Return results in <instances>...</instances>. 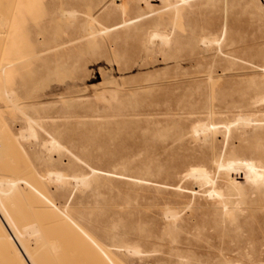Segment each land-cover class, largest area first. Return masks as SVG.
I'll return each mask as SVG.
<instances>
[{
    "label": "rangeland",
    "instance_id": "rangeland-1",
    "mask_svg": "<svg viewBox=\"0 0 264 264\" xmlns=\"http://www.w3.org/2000/svg\"><path fill=\"white\" fill-rule=\"evenodd\" d=\"M2 1L29 218L57 207L125 264H264V0Z\"/></svg>",
    "mask_w": 264,
    "mask_h": 264
},
{
    "label": "bare ground",
    "instance_id": "bare-ground-1",
    "mask_svg": "<svg viewBox=\"0 0 264 264\" xmlns=\"http://www.w3.org/2000/svg\"><path fill=\"white\" fill-rule=\"evenodd\" d=\"M7 1V0H6ZM12 0H10L11 2ZM1 4L3 6H5L4 1H0ZM3 2V3H2ZM6 3V2H5ZM13 3V2H12ZM11 3V4H12ZM176 3V2H174ZM8 4V3H7ZM124 5V4H123ZM2 6V7H3ZM1 7V11H3ZM7 7V6H5ZM176 7V6H175ZM11 8V7H10ZM8 10V9H7ZM0 11V12H1ZM6 11V10H5ZM76 11V10H74ZM11 12V11H10ZM9 12V15H10ZM71 12V11H70ZM124 12V11H123ZM3 13V12H1ZM0 13V15H1ZM64 13H66L64 11ZM5 14V13H4ZM69 14V13H68ZM73 14V13H72ZM67 15V14H66ZM7 16V15H5ZM3 16L2 19L4 20L5 17ZM12 16V15H11ZM10 17V16H9ZM14 17V15H13ZM11 18V17H10ZM2 20V26L4 25V21ZM131 20V19H130ZM0 21H1V17H0ZM11 21V20H10ZM91 21V20H90ZM133 21V20H132ZM9 22V21H8ZM126 23V22H125ZM124 23V24H125ZM7 24V23H6ZM5 24V25H6ZM1 25V24H0ZM4 25V26H5ZM8 25V24H7ZM6 25V26H7ZM1 26V27H2ZM8 27V26H7ZM111 27L107 26V31H111L110 29ZM7 30V29H6ZM157 32V31H156ZM160 31H158L157 33H155V35H161L159 33ZM1 33V32H0ZM7 34V33H6ZM167 34V33H165ZM152 35V34H151ZM164 35V34H163ZM168 38L169 36H162L161 38H163L164 42L166 39L164 38ZM210 37V36H209ZM209 37H207V40H209L208 42H212L215 41L214 39H210ZM149 38V37H148ZM82 39V38H81ZM151 39V38H150ZM204 39L206 40V37H204ZM219 39V38H218ZM161 40V39H160ZM222 40V39H221ZM154 41V40H153ZM202 41V40H201ZM219 41V40H218ZM217 41V42H218ZM207 42V41H206ZM205 44V41L202 42ZM213 43V42H212ZM208 44V43H207ZM161 45V44H160ZM145 46V45H144ZM149 48V47H148ZM147 48V49H148ZM27 60V59H26ZM8 63L0 60V76L3 74L7 73L8 70ZM11 66V65H9ZM158 80V79H157ZM161 83V82H160ZM112 91V90H111ZM7 92V91H6ZM5 92V93H6ZM115 93V92H114ZM8 95L10 94L9 92L7 93ZM113 94V92H112ZM13 95V94H11ZM6 96V94H5ZM262 96V95H261ZM13 97V96H12ZM117 96V94H113V99H115ZM259 98V97H258ZM12 101V100H11ZM260 101V100H259ZM262 103V102H261ZM256 104V103H255ZM15 105V104H14ZM16 107V106H15ZM19 108V107H18ZM25 114V113H24ZM246 116V115H245ZM244 116V117H245ZM249 116V115H248ZM30 117V116H29ZM251 117V116H249ZM243 116L240 118L241 119V124L243 123L245 126L247 124L244 123V118ZM239 119V121H240ZM248 119V117H247ZM250 119V118H249ZM244 120V121H243ZM34 122V120H32ZM259 121V120H257ZM206 122V121H205ZM249 122H253V121H249ZM263 122V121H262ZM36 123V122H35ZM231 123V122H230ZM236 123V122H233ZM199 124V123H198ZM197 124V125H198ZM203 124V122H202ZM251 124V123H250ZM249 124V125H250ZM201 125V124H200ZM214 126H217L215 124H213ZM220 125V124H218ZM223 125V124H222ZM224 125H226L224 123ZM236 125V124H234ZM32 126L30 123L28 125V128L25 127L24 133L22 135L25 137H32L35 136V132L32 130ZM196 126V125H195ZM194 126V127H195ZM208 126V125H207ZM206 126V127H207ZM213 126V127H214ZM228 126V125H227ZM231 126V125H229ZM41 127V126H40ZM203 127V125H202ZM11 128V127H10ZM9 127H7L6 125H2L1 129H3V134H1V142L0 143V264H88L90 261L93 260V262L96 264L95 262L97 261V264H125L119 257V255L116 252H113L110 247H107V245L101 243L89 230L87 227H85L82 223H79L77 220H75L74 218H72L71 216L69 217L67 214V216L63 213H61L57 207H55V212L53 211V207L51 208L52 211L47 214L48 210L44 212V214H40L41 216L43 215L45 218V220H47V223L45 220L43 221V216L41 218H39L38 216H35L34 218H29V216L31 215V213L27 210H29V207H27V193H25V188H21L22 187V183H20L21 178L18 176L19 174H16L17 172H13V164L11 161V153H13L14 151H12L13 149L17 148L13 146V144H10V138L8 137V135L6 133L11 132V129ZM42 128V127H41ZM228 128V127H227ZM0 129V130H1ZM9 129V130H8ZM193 129V128H192ZM191 129V130H192ZM200 129V128H198ZM202 129V128H201ZM200 129V131H201ZM205 129V128H204ZM208 129H211L208 128ZM255 129V128H254ZM26 130V131H25ZM229 130V129H228ZM193 131V130H192ZM207 131V130H206ZM1 132V133H2ZM21 132H19L21 134ZM199 133V132H198ZM11 134V133H10ZM17 135V136H20ZM12 135V134H11ZM197 135V134H196ZM51 136V135H50ZM227 136V135H226ZM16 137V136H15ZM209 136H206V138ZM4 138H6V143L4 142ZM19 138V137H16ZM3 139V141H2ZM210 140V137L207 138V140ZM227 139V138H226ZM54 140V139H53ZM52 140V141H53ZM12 141V139H11ZM14 141V139H13ZM51 141V142H52ZM56 141V140H55ZM58 142V141H57ZM57 142L53 143V144H57ZM205 142H208L205 140ZM14 143V142H13ZM47 143V142H46ZM50 143V142H49ZM51 143V144H52ZM50 144V145H51ZM52 144V145H53ZM59 144V142H58ZM57 144V145H58ZM15 145V143H14ZM61 146V145H60ZM18 149V148H17ZM50 152V151H49ZM23 153V152H22ZM3 155H5V159L3 157ZM13 161H15V159H13ZM28 162V161H27ZM90 167V166H89ZM93 170V169H92ZM11 172V173H10ZM35 173V172H34ZM33 173V174H34ZM93 173V172H92ZM262 174V173H261ZM57 178L59 180H61L64 176L60 174H56ZM90 175V174H89ZM21 176V175H20ZM36 176V175H35ZM69 176V175H68ZM254 176V177H258ZM72 176H70L71 178ZM88 177V176H87ZM25 178V177H24ZM34 178V177H32ZM55 178V179H57ZM75 179V177H72ZM36 179V177L34 178ZM33 179V180H34ZM87 179V178H86ZM258 179V178H257ZM32 180V179H31ZM37 180V179H36ZM36 180H34L33 184L36 182ZM64 180V179H62ZM68 180V178H67ZM66 180V181H67ZM80 180V179H79ZM255 180V179H254ZM65 181V180H64ZM83 181H86L83 177V180L81 181V184ZM77 182V180H76ZM88 182V181H87ZM252 182V180H251ZM256 183V181H255ZM30 184L31 181H30ZM84 184V183H83ZM36 185H39L38 182H36ZM61 185V184H60ZM39 186H42L41 184ZM38 187V186H37ZM33 188V185H32ZM35 188V187H34ZM46 188V187H45ZM29 189V188H28ZM39 189V188H38ZM40 189L43 190V188L40 187ZM41 190V192H42ZM34 191V190H33ZM44 191V190H43ZM46 191V190H45ZM44 191V192H45ZM210 191V190H209ZM208 191V192H209ZM222 191V190H221ZM37 192V194H36ZM36 192L34 195H38V190L36 189ZM212 192H214V190L212 189ZM220 192V190H219ZM194 193V192H193ZM211 193V191L209 192V194ZM40 194V198L42 200H44L42 197H44V195L42 196V194H44L42 192V194L39 192ZM45 194H47V192H45ZM208 194V195H209ZM212 194V193H211ZM215 194V192H214ZM217 194V193H216ZM215 194V195H216ZM218 194H222V196L224 195L223 193H218ZM214 195V196H215ZM48 196V195H47ZM210 196V195H209ZM221 196V195H219ZM221 196V197H222ZM213 197V194L212 196ZM35 201L33 199V201L36 203L37 206H39L38 204H43L41 205L42 207L44 206V203L42 202H37V197H35ZM46 198V197H44ZM48 199V198H47ZM50 199V198H49ZM39 200V199H38ZM28 201H30L28 199ZM32 201V200H31ZM44 202V201H43ZM47 202V200H46ZM49 203H45L46 205L50 204V201L48 200ZM214 202V201H213ZM212 202V203H213ZM33 203V202H32ZM38 203V204H37ZM53 203V202H52ZM51 203V204H52ZM31 204V203H30ZM50 204V205H51ZM33 204H31L32 206ZM49 205V206H50ZM55 206V204L53 205ZM33 207V206H32ZM42 207L40 208V211L37 209H35L38 212H43L41 211ZM46 206H44L45 208ZM31 209V208H30ZM46 209V208H45ZM66 209V208H65ZM34 210V209H33ZM172 211V210H171ZM35 212V211H34ZM52 212H54L52 214ZM168 212V211H167ZM36 213V212H35ZM34 213V214H35ZM174 213V210L173 212ZM176 213V212H175ZM183 213V212H182ZM30 214V215H29ZM38 214V213H36ZM52 216H49L51 215ZM33 215V214H32ZM47 215H48V219H47ZM170 215V212H169ZM167 215V216H169ZM175 215V214H174ZM166 216V217H167ZM176 216V215H175ZM31 217V216H30ZM59 218L58 221H50V218ZM177 217V216H176ZM171 219V216L169 217ZM175 218V217H172ZM52 220V219H51ZM57 220V219H56ZM177 227V226H176ZM123 247H127L130 250H132L135 253H140L142 252L140 250L139 247L137 246H120L118 244L119 249H122ZM124 249V248H123ZM142 249V248H141ZM86 252H88L90 254V257L88 258L86 255ZM128 252V251H127ZM125 253V252H124ZM132 253V252H131ZM141 254V253H140ZM144 254V253H142ZM95 260V261H94ZM84 262V263H83Z\"/></svg>",
    "mask_w": 264,
    "mask_h": 264
}]
</instances>
